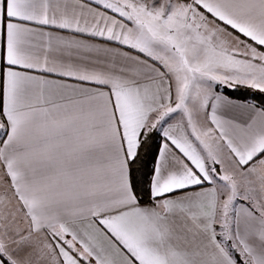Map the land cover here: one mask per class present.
I'll return each mask as SVG.
<instances>
[{
	"label": "snow or ice",
	"instance_id": "obj_1",
	"mask_svg": "<svg viewBox=\"0 0 264 264\" xmlns=\"http://www.w3.org/2000/svg\"><path fill=\"white\" fill-rule=\"evenodd\" d=\"M0 264H264V0H0Z\"/></svg>",
	"mask_w": 264,
	"mask_h": 264
}]
</instances>
